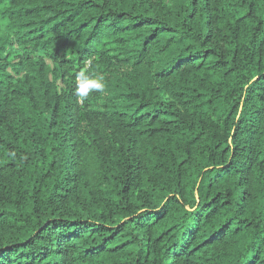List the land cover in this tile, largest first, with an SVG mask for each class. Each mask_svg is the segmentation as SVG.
<instances>
[{
  "label": "trees",
  "instance_id": "1",
  "mask_svg": "<svg viewBox=\"0 0 264 264\" xmlns=\"http://www.w3.org/2000/svg\"><path fill=\"white\" fill-rule=\"evenodd\" d=\"M0 264H264V0H0Z\"/></svg>",
  "mask_w": 264,
  "mask_h": 264
},
{
  "label": "clouds",
  "instance_id": "2",
  "mask_svg": "<svg viewBox=\"0 0 264 264\" xmlns=\"http://www.w3.org/2000/svg\"><path fill=\"white\" fill-rule=\"evenodd\" d=\"M104 84L98 80L86 76L83 72L77 78V95L80 97H87L90 91H102Z\"/></svg>",
  "mask_w": 264,
  "mask_h": 264
}]
</instances>
